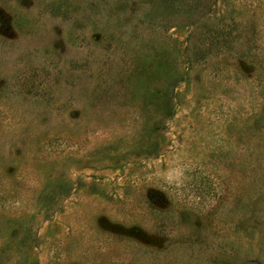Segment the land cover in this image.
Segmentation results:
<instances>
[{"label": "rangeland", "instance_id": "rangeland-1", "mask_svg": "<svg viewBox=\"0 0 264 264\" xmlns=\"http://www.w3.org/2000/svg\"><path fill=\"white\" fill-rule=\"evenodd\" d=\"M0 264H264V0H0Z\"/></svg>", "mask_w": 264, "mask_h": 264}]
</instances>
